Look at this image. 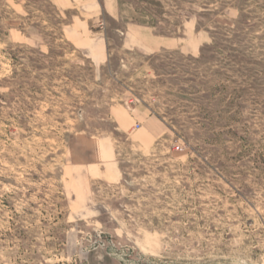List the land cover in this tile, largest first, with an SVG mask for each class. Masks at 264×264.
Here are the masks:
<instances>
[{
  "label": "rangeland",
  "instance_id": "374dc122",
  "mask_svg": "<svg viewBox=\"0 0 264 264\" xmlns=\"http://www.w3.org/2000/svg\"><path fill=\"white\" fill-rule=\"evenodd\" d=\"M0 264H264V0H0Z\"/></svg>",
  "mask_w": 264,
  "mask_h": 264
},
{
  "label": "crops",
  "instance_id": "0c3cea01",
  "mask_svg": "<svg viewBox=\"0 0 264 264\" xmlns=\"http://www.w3.org/2000/svg\"><path fill=\"white\" fill-rule=\"evenodd\" d=\"M168 43L169 42H167V41L166 42H162L161 44H159V46H157V48H155V50L162 49V48H167L168 47Z\"/></svg>",
  "mask_w": 264,
  "mask_h": 264
},
{
  "label": "built area",
  "instance_id": "2783aa9c",
  "mask_svg": "<svg viewBox=\"0 0 264 264\" xmlns=\"http://www.w3.org/2000/svg\"><path fill=\"white\" fill-rule=\"evenodd\" d=\"M180 149V147H177V150H179Z\"/></svg>",
  "mask_w": 264,
  "mask_h": 264
}]
</instances>
